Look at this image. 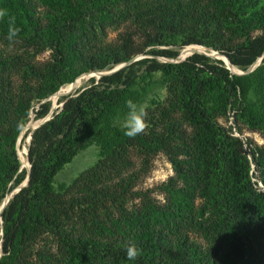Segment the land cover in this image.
<instances>
[{
  "label": "trees",
  "instance_id": "1",
  "mask_svg": "<svg viewBox=\"0 0 264 264\" xmlns=\"http://www.w3.org/2000/svg\"><path fill=\"white\" fill-rule=\"evenodd\" d=\"M124 1L42 0V4L54 12L41 29L30 0H0V11L4 13L0 17V30L5 36L9 38L12 31L18 30L12 40L52 51L49 76L42 81L40 100L55 92L51 97L56 96L62 87V92L75 88L69 84L83 76H77L80 72L103 69L108 63L128 62L145 47L139 55L156 53V56L176 58L185 48L212 46L211 35L203 37L196 29L201 17L194 12L183 20V8L179 7L178 11H169L155 19L146 14L149 28L143 44L135 45L125 39L109 52L85 56L79 50L76 28L82 25L92 30L104 24L110 10ZM209 2L215 14L226 12L225 27L242 38L240 43L225 50L229 62L246 70L263 57L259 66L247 75L230 76L240 70L236 68L232 72L220 59L209 60L208 56L196 53L177 63L144 58L110 76L101 77L96 83L90 78L89 86L77 90L59 114L31 138L27 155L29 184L12 197L3 212V250L7 256L0 264H19L26 243L43 226L56 230L64 256L62 262L53 264H264V159L255 160L258 181L252 183L250 168L237 146L239 141L214 123L215 116L231 113L234 121L264 136V101L255 105L250 98L255 89L264 85V0ZM254 30L262 34L250 36ZM175 42L182 44L176 46L179 51L169 47L155 52ZM105 56L109 61H103ZM69 66L76 67L70 77L67 74ZM140 72L143 75L140 76ZM157 74L176 83L171 88L176 104L184 118L198 130V150L188 165L197 176L194 190L207 200L214 214L215 220L212 217L213 225L208 231L217 234L220 251L212 259L182 240L184 223L204 212L194 208L192 200L187 198L190 192L175 187L166 189L174 201L169 208L154 209L139 217L113 219L111 224L96 223L97 236L70 240L48 217L55 210L51 205L55 178L80 151L92 145L98 147L103 156L131 146L146 152L156 150L160 141H149L142 134L129 138L123 127L112 125V117L126 107L128 99L133 100L138 80ZM48 105L42 104L37 114H42ZM51 108L40 119L46 117ZM21 128L11 125L6 132L0 133V176L3 174L5 181L14 178L13 188L27 178L24 179L17 152ZM34 129L25 134L21 148L27 147L26 141ZM172 162L175 172L184 178L178 162ZM28 168L26 158L25 169ZM258 183L262 188L255 187ZM252 242L254 250L249 248ZM132 244L140 249L141 255L128 260L126 247Z\"/></svg>",
  "mask_w": 264,
  "mask_h": 264
},
{
  "label": "rangeland",
  "instance_id": "2",
  "mask_svg": "<svg viewBox=\"0 0 264 264\" xmlns=\"http://www.w3.org/2000/svg\"><path fill=\"white\" fill-rule=\"evenodd\" d=\"M30 3L34 8L35 18L43 29L47 25L48 16L54 11L44 6L42 0H30ZM209 3V0H125L110 10L108 21L104 24L92 30L82 25L76 28L77 40L78 42L80 40L79 50L90 57L96 53L111 51L125 39H130L135 45L143 44L149 28L147 13L151 14L149 15L151 19H155L165 16L169 11H178V8L182 7L181 19L184 20L194 12L201 17L196 29L203 37L211 35L212 41L210 42L212 46L205 47L225 54L227 48L240 43L242 38L239 39L225 27L226 12L215 14ZM260 34H262L260 30L250 32L252 37ZM178 45L182 44L175 42L167 48L172 47V50L179 51L176 48ZM215 46L220 49H215ZM145 48L133 58L141 54ZM196 50H203L205 53L213 52L204 48L188 47L182 50L183 54L182 51L180 55L178 52L176 58L156 56L153 52L144 58L157 59L163 63H176L184 59L179 56ZM191 56H187L185 60ZM208 58L219 60L214 57ZM52 59L50 49L40 45L28 46L22 41L9 39L0 30V133L6 132L11 125L22 126L19 135L22 132L28 133L29 129H32L29 124L33 122L38 126L41 116L51 107L56 105L55 111L58 110L67 97H73L77 90L88 87L90 78H94L96 83L103 77V75L101 77L96 75L101 73L96 71L109 73L117 65H126L129 62L108 63L103 69L82 71L77 75H83L82 80L71 85L75 88L60 92L53 96L54 99L51 96L56 92L40 100L42 81L49 76ZM103 59V61H109L110 58L105 56ZM125 68L126 66L123 67ZM74 69H76L74 66L68 67V77L72 75ZM94 71L96 73H91ZM141 75L143 74L140 72ZM230 76L233 75L230 74ZM175 86V82H168L157 74L143 76L133 89V101L144 106L147 111L146 122L149 127L142 135L149 141H160L159 145L155 146L154 152H146L131 146L103 156L100 155L99 148L92 145L80 151L73 161L56 176L53 202H51L55 210L48 217L50 221L53 219L56 222L70 240L84 236H97L96 223L111 224L113 219L139 217L154 209L169 208L174 201L166 189L175 187L190 192L191 196L187 198L192 200L195 209H203L204 212V215L195 214L193 219L184 223L182 240L197 252L203 253L207 259H212L213 255L220 251L217 234L214 235L213 232L208 231L213 225L211 219L214 218V214L208 207L207 200L194 190L197 176L193 168H189L188 165L196 157L198 130L180 112L179 105L176 104V96L171 91V88ZM250 98L255 105L262 103L264 85L260 89H255ZM44 103H48L49 107L38 115L37 112ZM128 111L125 107L113 115L112 125L123 127ZM214 123L223 128L227 135L239 141L237 146L250 168L251 182L256 183L258 173L255 160L264 159L262 133L234 121L231 113L215 116ZM26 144L28 146V140ZM19 149V154L21 152L24 154L21 156L25 179L28 169L23 168V165L27 158V147ZM172 161L178 162L184 172V178L175 172ZM13 179L5 181L1 174L0 205L9 194L17 190L18 187L13 188ZM255 187L262 188L259 183ZM3 218L4 213L0 218V253H2L0 261L5 260L7 256L3 250L5 227ZM251 245L249 248L254 250L253 242ZM21 256L19 264L62 262L64 256L60 252V241L56 230L45 226L40 227L26 243Z\"/></svg>",
  "mask_w": 264,
  "mask_h": 264
},
{
  "label": "clouds",
  "instance_id": "3",
  "mask_svg": "<svg viewBox=\"0 0 264 264\" xmlns=\"http://www.w3.org/2000/svg\"><path fill=\"white\" fill-rule=\"evenodd\" d=\"M4 15L0 12V17ZM18 30L12 31L9 39L17 34ZM126 107L128 108L127 117L123 123L124 134L129 138H135L136 136L145 133L149 125L146 122L147 111L144 106L138 105L132 99L126 101ZM126 255L128 260H135L141 255L140 249L135 244L126 247Z\"/></svg>",
  "mask_w": 264,
  "mask_h": 264
},
{
  "label": "water",
  "instance_id": "4",
  "mask_svg": "<svg viewBox=\"0 0 264 264\" xmlns=\"http://www.w3.org/2000/svg\"><path fill=\"white\" fill-rule=\"evenodd\" d=\"M166 48H167V47H159V48L156 49L155 52H157V51H161V50L166 49ZM223 55H224V57L226 58V60H227V62L229 63V65H231V66L237 68L236 66L232 65V64L229 62L227 56H226L224 53H223ZM144 57H146V56H145V55H138V56H136L135 58L131 59L126 65H117V66H116L114 69H112L109 73H102L101 75H103V77H104V76H110V75H112V74L118 72L119 70L123 69L124 66L127 67V66H129L130 64H132V63H134V62H136V61H138V60H140V59H143ZM205 57H206V56H205ZM262 58H263V57H261L260 59H258V60H257L252 66H250L248 69H246V71H240V72H238V73H236V74H233V76H243V75H247V74L253 72V71L257 68V66H259V64L261 63ZM184 60H185V58H184L182 61H184ZM182 61H180V62H182ZM176 63H177V62H176ZM225 68L228 69L226 66H225ZM237 69H238V68H237ZM101 75H100V77H101ZM98 80H99V79H98ZM70 98H72V97H67V98L64 100V102L61 103V105L59 106L58 110L56 111V113L53 115L52 119H51L49 122H46V123L43 122V121L40 122V124H38V126H37V127L31 132L30 137H29V141H28V146H27V155H28L29 145H30V141H31V138H32L33 134H34L35 132H37L42 126H44V125L50 123V122L54 119V117H55L57 114H59V112L62 110L63 106L66 104V102H67ZM27 163H28V165H29V168H28V171H27V180H26V183H25L24 185H22V186H19V187L17 188V191H16L15 193H13L11 197H13L15 194H17V193H18L19 191H21L22 189L26 188V187L28 186V184H29V178H30V163H29V161H28V156H27ZM7 204H8V203H7Z\"/></svg>",
  "mask_w": 264,
  "mask_h": 264
},
{
  "label": "bare ground",
  "instance_id": "5",
  "mask_svg": "<svg viewBox=\"0 0 264 264\" xmlns=\"http://www.w3.org/2000/svg\"><path fill=\"white\" fill-rule=\"evenodd\" d=\"M198 47H202V46H198ZM202 48H204V49H206V50H210V51H213L214 53H216V54H213V53H211V52H206L205 53V51H203V50H196V51H194V52H191L190 54H186V55H182V56H179V58H181V59H183V58H186L187 56H189V55H193V54H196V53H198V54H203V55H206V56H208V57H216L217 59H220L221 61H223L225 64H226V66L228 67V69H230L231 71L232 70H237L236 68H234V67H232V66H230V65H228L227 64V60H226V58L223 56V55H221L219 52H217V51H215V50H213V49H210V48H205V47H202ZM226 61H225V60ZM241 71V70H240ZM240 71H237V72H233V73H238V72H240ZM103 72H101V73H96V75H98V76H100L101 74H102ZM105 73V72H104ZM87 75H89V74H87ZM83 77V76H82ZM82 77L77 81V82H75V83H73V84H69V85H75V84H77L81 79H82ZM62 90V88L60 89V91L58 92V94H60V92H62L61 91ZM53 99H54V97H52ZM55 109H56V105H54L52 108H51V110H50V112L48 113V115L46 116V117H44L43 119H40L39 121H38V124H40V122H48V121H50L51 119H52V117H53V115H54V113H55ZM36 126H37V123H33V122H31L30 124H29V127L30 128H32V129H34V128H36ZM30 130V129H29ZM24 135H25V133L24 132H22L21 134H20V137H19V139H18V142H17V152H18V155H19V158H20V161L22 162V164H23V158H22V156H21V154H19V148H20V144H21V142H22V139H23V137H24ZM25 164H26V161L24 162V165H23V168H25ZM27 180V179H26ZM26 180L20 185V186H22V185H24L25 183H26ZM17 191V190H16ZM16 191H14L13 193H15ZM12 193V194H13ZM12 194H10L2 203H1V211H0V218L2 217V214H3V212H4V210H5V208H6V206H7V203L10 201V199H11V196H12ZM2 256V253H0V257Z\"/></svg>",
  "mask_w": 264,
  "mask_h": 264
}]
</instances>
